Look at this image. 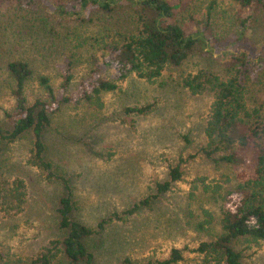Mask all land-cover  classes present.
I'll return each mask as SVG.
<instances>
[{"label":"rangeland","instance_id":"1","mask_svg":"<svg viewBox=\"0 0 264 264\" xmlns=\"http://www.w3.org/2000/svg\"><path fill=\"white\" fill-rule=\"evenodd\" d=\"M210 3L190 0L180 18L186 23L190 17L207 23L213 52L198 48L180 66H168L154 82L131 76L98 100L50 110L52 124L45 132V156L54 165L53 176L28 164L29 136L11 143L0 140V182L20 177L27 186L21 213L8 215L0 208V264H33L38 253L63 236L56 209L66 191L64 181L71 186L77 206L72 218L94 230L88 240L93 264H155L175 247L183 254L177 264L200 263V256L192 250L220 234L223 196L235 177L231 165L216 163L201 151L206 143L204 126L212 92L192 95L180 85L183 77L200 71L219 79L232 75L229 59L221 57L217 49L232 43L231 36L240 24L239 6L231 0H216L209 15ZM63 21L71 35L90 38L93 23H85L81 28L85 33L81 34L70 29L78 21ZM3 41L0 39V45ZM57 41L46 54L45 74L58 93L65 63L58 46L64 40ZM237 45L241 53L264 51V0ZM80 51L90 54L85 46ZM8 56L0 47V63ZM95 57L101 74L112 77L113 70L104 66L107 58L96 45L89 61L84 60L87 63L71 59L74 66L68 94L89 74L87 67ZM242 69L250 74L247 105L261 109L264 122V64L256 70ZM27 97L29 103L37 98L50 100L36 84L28 87ZM147 103L155 106L149 114L124 111ZM13 110L14 100L4 87L0 89V128H10L8 115ZM260 143L264 150V133ZM176 165H180L181 178L172 182L167 192L157 194L156 184L170 180L169 170ZM145 199L148 203L141 205ZM135 204H140L139 208L130 212ZM101 222L104 228H99ZM233 246L241 253V264H261L264 260V241L251 243L242 238ZM53 264L67 262L61 255Z\"/></svg>","mask_w":264,"mask_h":264},{"label":"trees","instance_id":"2","mask_svg":"<svg viewBox=\"0 0 264 264\" xmlns=\"http://www.w3.org/2000/svg\"><path fill=\"white\" fill-rule=\"evenodd\" d=\"M189 1L0 0V39L4 40L0 47L9 55L0 63V89L6 87L14 100V110L8 115L11 126L0 128V140L11 143L29 136L28 164L48 177L53 176L54 165L45 156V132L52 124L50 110L54 112L61 105L78 106L98 100L102 93L117 90L119 83L131 76L154 82L162 77L168 66H180L198 48L213 52L214 43L206 33L207 23L195 22L191 17L186 23L180 18ZM231 1L239 6L240 24H236L232 43L217 50L221 57L229 59L228 70L232 75L219 79L200 71L188 74L180 82L192 95L212 92L204 126L206 143L201 151L216 163L231 165L235 171L233 186L223 196L220 234L212 240L201 241L192 250L200 256L198 264H241V253L234 248L233 242L242 238L251 243L264 241V150L260 143L264 122L260 119L261 109H251L247 105L250 74L242 71L243 67L255 70L263 67L264 51L257 55L241 53L237 45L262 0ZM215 4L216 0H211L209 15ZM64 19L78 21L70 29L81 34L85 33L81 31L85 23H93L90 38L81 39L82 35L78 37L74 32L71 35L63 24ZM58 38L64 40L58 46L63 50L59 57L65 66L57 93L45 70L46 54L57 46ZM96 45L106 56L104 66L113 70L112 77L101 74L95 57L91 67H87L89 74L68 94L74 66L71 59L87 63ZM84 46L90 54L80 51ZM33 84L47 94L48 102L37 98L29 103L27 89ZM154 108L153 103H147L126 107L124 111L146 115ZM181 176L180 165L171 167L170 180L156 184L157 194L167 192L171 183ZM64 187L66 191L56 209L63 236L38 253L33 264H53L61 255L67 264H93L88 240L94 230L72 218L77 208L74 193L67 181ZM26 197L27 186L22 178L0 182V208L6 214L21 213ZM147 203L145 199L140 204ZM140 204H135L130 212L136 211ZM103 223H99V228H104ZM182 260V250L175 247L166 259L155 264H177Z\"/></svg>","mask_w":264,"mask_h":264}]
</instances>
